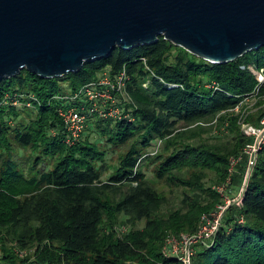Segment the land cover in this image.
<instances>
[{"label":"trees","instance_id":"1","mask_svg":"<svg viewBox=\"0 0 264 264\" xmlns=\"http://www.w3.org/2000/svg\"><path fill=\"white\" fill-rule=\"evenodd\" d=\"M251 66L264 71V46L211 63L160 36L115 48L62 77L23 69L0 79V264H181L163 253L166 238L196 232L201 216L222 203L215 186L226 181L231 158L240 155L230 194L243 184V150L253 138L240 120L260 126L264 118V83ZM103 71L112 78L125 72L123 90L113 96L128 117L89 114L83 136L68 144L57 109L88 107L82 92L74 95ZM20 94L35 97L31 106ZM15 96L20 105L12 103ZM250 97L252 108L245 102ZM28 109L34 116L23 117ZM213 120L229 143L205 141L203 123ZM90 131L104 143L90 140ZM156 140L164 146L151 154ZM15 148L33 152L29 170L14 157ZM110 151H118L116 163L107 162ZM44 158L51 163L45 171L36 168ZM148 166L155 181L146 175ZM208 172L214 185L207 184ZM166 187L181 190L177 208L167 207ZM199 248L195 264H264V147L241 204L229 207L214 243Z\"/></svg>","mask_w":264,"mask_h":264},{"label":"water","instance_id":"2","mask_svg":"<svg viewBox=\"0 0 264 264\" xmlns=\"http://www.w3.org/2000/svg\"><path fill=\"white\" fill-rule=\"evenodd\" d=\"M160 36L233 61L264 46V0H0V79L62 77Z\"/></svg>","mask_w":264,"mask_h":264},{"label":"built area","instance_id":"3","mask_svg":"<svg viewBox=\"0 0 264 264\" xmlns=\"http://www.w3.org/2000/svg\"><path fill=\"white\" fill-rule=\"evenodd\" d=\"M250 69L256 75L259 83H264V71L263 69L256 70L252 66ZM125 72H120L112 78L107 71H103L99 79L95 83L88 84L83 90L74 96H80L82 92L89 101L88 107L86 106H68L59 107L57 109L60 117L62 118L65 128V141L68 144L80 139L86 131L88 125V116L92 113H98L103 117L121 118L128 117L127 114L123 115L121 108L116 106V99L113 96L114 92H122L124 87ZM146 85V84H145ZM24 95V94H20ZM29 100H26L23 104L27 107L31 106V99H35L33 95H24ZM10 99V96H6L3 101L6 102ZM10 101V100H9ZM15 105H20L18 96H15L12 100ZM235 111H239V106L235 108ZM241 128L247 136L253 138L252 142L248 143L243 153L247 156L246 173L242 186L234 195H231V175L235 171V164L242 160V155L231 158L229 177L223 184L215 186L216 191L222 196V203L218 204L209 213H205L201 216L199 226L194 233H181L178 235H170L166 238L163 253L166 256L177 258L181 264H195L194 256L197 253L196 246L210 247L215 240L217 233L219 232L225 214L232 205H240L242 202V196L248 178L256 165L259 151L264 147V118L261 120L260 126H254L252 124L240 120ZM239 222H243V216L239 218Z\"/></svg>","mask_w":264,"mask_h":264},{"label":"rangeland","instance_id":"4","mask_svg":"<svg viewBox=\"0 0 264 264\" xmlns=\"http://www.w3.org/2000/svg\"><path fill=\"white\" fill-rule=\"evenodd\" d=\"M254 101H255L254 97L247 98L245 100V102L247 104V107L248 108H252L253 105H254ZM21 113H22V116L26 117V118H30V117H27L28 113H31L32 116H34V114H35V112H33V110H29V109L24 111V112L21 110ZM203 124H204V126H205V128L207 130L206 133L203 134V138L208 143L217 144V145H224V144H227V143H229L231 141L230 135L225 134L224 131L221 128L216 127V120L209 121V122H204ZM89 138L92 141H95V142H101L102 141L104 143V140L98 135V133L96 131H90L89 132ZM153 143L154 144L148 150L151 154H154V153L159 152V151L162 150V148L164 146V141L156 140ZM120 151H123V148H121ZM117 152L110 151L107 154L106 159H107L108 163L113 164V163L117 162V157H118ZM14 154H15L14 157L16 158V160L17 161L19 160V162H21V164L23 165L24 169L25 170H29L31 162H32L31 159L33 158V152L31 151V149L30 148L29 149H22V148H17L16 149L15 148L14 149ZM243 155H244V153H243ZM245 156H246V154H245ZM28 157H30L31 159L28 160ZM48 161H49L48 158L47 159L44 158V160H41V161L38 162V164L36 165V168L42 169L44 171L48 170L51 167V163L50 164L47 163ZM237 165H238V163L235 164V169L237 168ZM152 169H153V166H148L147 168L144 167V170L146 172L147 177L150 180L155 181ZM245 173H246V171H245ZM207 175H208L207 179H206L207 184L214 185L215 184L214 183L215 175L212 172H208ZM237 189H238V187H237ZM165 191H166V193L168 195L167 207H169V208H177L178 206H180L181 197H182L181 190L176 188V187H172L171 189L169 187H166ZM120 219L124 220V216H120ZM143 224H144V222L140 221L137 224L136 227H141ZM127 226L130 227V225H127ZM199 247L200 246L197 245L196 249L198 250ZM199 249H200V251L203 250L202 247H200ZM195 256H196V254H195ZM195 256H194V258H195Z\"/></svg>","mask_w":264,"mask_h":264}]
</instances>
